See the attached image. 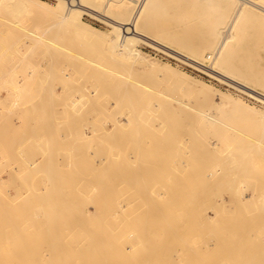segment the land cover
<instances>
[{
    "label": "bare ground",
    "instance_id": "bare-ground-1",
    "mask_svg": "<svg viewBox=\"0 0 264 264\" xmlns=\"http://www.w3.org/2000/svg\"><path fill=\"white\" fill-rule=\"evenodd\" d=\"M88 1L90 0H57V3L55 5H48L40 0H0V37L7 35V33H4L5 28H3V30L1 29L2 27L5 26L6 28H8L7 31L11 30V32H8V37H9L8 39H10L12 36L14 38L17 37V39L13 40V43L14 41L16 43V41L20 39L23 46L21 45V42L20 43L17 42V43L20 44V46L22 47L27 46V45L30 46L31 44H33L34 46V44L36 45V43H34L36 41L47 42L45 41L44 37L48 38L50 41L53 38L50 37L49 35L47 36V34L40 33L36 25L34 27H36L37 29L33 27H29L28 25H30L31 23L28 25L25 24L26 16L31 15L32 17H35L37 12L40 9H42L48 15V18L53 19L52 22L54 20L56 21L57 19L58 24L59 25L61 24L60 26H62L63 24V26L68 30V33H73L72 36L74 35L75 37L79 38L83 43L85 44L91 43L93 45L96 42H100L103 46V51L104 50L107 51L106 54L108 55L105 58H107L108 63L104 64V63H101V61H95V63L93 64L90 62L91 65H94L98 69H101L102 71H104L105 75H107L106 73L108 74L110 73L112 75L114 74L116 75V77H118L117 79L121 80L122 83H128L132 90L137 91V92L135 91L136 93L132 91V93H134L135 96H133L134 94L131 93L134 99L138 97L139 95L138 92L141 90L143 93H147L149 94V96L151 95L153 100L156 101L157 99V102H158V99L159 100L160 98L163 99L162 97H164V94L163 92L160 93L159 91H162V90L164 91V89H166L165 88L166 86H164L165 85L164 83L163 85L164 89H163V86L160 83L161 81V82H166L167 86L170 85V88H174L177 90H181L182 88H187L188 89L187 93H184L182 95H187V97L192 98L193 100L199 99L200 103L198 102L199 105L197 104V107L199 106L201 108V112L198 114V118H202L203 122H205L208 126H210L213 123L215 116L220 111H222L224 115L227 114V117H228V114L231 115L233 111H235L236 109H239V110L241 109L242 111L253 110L251 107L247 105H242L240 100L235 99L229 95L222 96L219 93L218 95H220L219 96L220 99L216 101V103H214L213 93L215 91H213V89L210 88L209 85L190 80V77H189L190 75H188V73L186 72H179L178 70L173 69L172 67L168 65L157 64L154 61H151L145 55H143L139 51V49H137L136 44L139 41H147V39H150V41H152V38L147 34V31H151V32L152 31H156V32L162 31L164 32L163 35L165 36V38L167 37V39H169L170 41H173L180 48L187 49V51H189L193 56L200 55L204 49H209V52H205L204 55L205 57L209 56L212 58V55L214 54L213 55L214 61H213L212 66H213V71H216L215 69H219L217 70L218 74L220 73L222 74V72L220 71L221 68L231 69L230 71H233L236 74H238L240 78L242 77L241 79L248 80V81L250 80L251 82L254 81L253 84H255V82H260L261 84L264 85V75L257 73L256 71L257 65H255L252 60L254 55L257 54L256 47H255L256 43L259 42L262 36V35L258 36L257 31L261 30L259 31V34L260 32H262L261 34L264 33V0H141L140 3H138V0H114L113 1L114 4L111 3L112 0L111 2L109 0L106 2L107 4L105 8V9L109 8V12H106V13L104 12L105 14H102L103 16H99L101 17V19L108 22L110 24L109 26H111L110 31L112 34L109 37L107 34L99 31L96 27L92 25H87L83 23V21L81 20L82 13L84 12L94 13L95 12L94 9H92V7H90L89 4L87 3ZM133 5L135 7L136 6L138 7L135 9L131 18H128L127 20H124V19L121 20L122 18H124L123 16L126 15L127 12L132 11ZM105 11H108V10H105ZM170 12L171 14L169 15ZM110 13L117 14V16H121V17L120 19H116L112 15H110ZM53 16L56 19L51 18ZM127 17H128V14H127ZM163 19H165L168 22L166 25H164L165 23L160 24V20H163ZM26 23H29L28 20ZM171 24L179 25L177 27H180V28L178 30H174ZM60 26L57 25L58 27L57 33H60L59 32ZM14 31L16 33L21 31L20 33L22 34V36L20 35V33L19 35L18 34L14 35L15 33ZM45 32H49V31L47 30ZM49 34L51 35L52 33L49 32ZM155 34H159V33H155ZM56 35L59 36V34H56ZM62 36L65 37L64 35ZM257 36L259 37L258 39H257ZM26 38L29 40L26 41ZM67 38H65V41L69 42L70 38L68 40ZM74 39L75 38H73V40ZM73 40H71L72 42L70 41L69 44L73 45V43H75ZM8 41H11V40H7L6 43H9ZM77 42L79 41L77 40ZM77 42L73 45V48L75 45L78 47L77 44L79 43ZM13 43L11 41V44L15 45V43L14 44ZM48 44L50 45L51 43H48ZM59 44L60 43L57 44V49L65 48L64 52L66 51V53L64 54L66 56L68 54H70L71 56L73 55V57L77 56L76 55L77 53L75 54L73 52L74 50H72L73 48H69L66 42L64 44L65 46L63 44L62 45H59ZM29 46L28 48H31L30 50H32L33 46L31 47ZM83 46L84 47H82V49H80L81 47L80 46L79 50L82 51L85 48V45ZM17 50H21V48L18 49L17 47ZM100 50L102 49L100 48ZM239 50L242 51L244 54L243 56H237L239 57L237 58L235 57L234 54ZM80 52L78 51V53ZM68 57L69 56H67V58ZM67 58H66L65 63L68 65L69 64L68 61L70 60V58L69 60ZM235 58H237L238 60L235 61ZM63 59L65 60V58H62V60ZM259 59H260V56H259ZM208 60L209 58L207 59V61ZM255 60L258 61V59H255ZM74 61H77V60H74ZM78 61L74 62L76 63L74 67L77 66ZM71 64L72 63H70V66ZM85 64L87 63L85 62ZM206 65L208 66V64ZM70 66L68 65L69 68ZM72 67L70 68V70H72ZM74 67L73 69L75 68L77 69V67L75 68ZM89 67H90V64H89ZM210 71H211V68H210ZM74 72L77 73V70L76 71L73 70V72H69V73L76 74ZM87 72L88 71H86V73ZM73 76L76 77L75 75ZM71 77L72 75L70 76V78ZM74 77H73V80L72 78L71 79L69 78L70 81L68 80V82L72 81L76 83L74 81L75 79ZM148 79L150 81L154 80L152 82H155L157 80L162 86V89L155 90L156 86H154L152 82L151 84H149ZM143 80H145V82ZM76 81H78L77 78H76ZM157 83H155V85H159V83L158 84ZM115 84L118 85V83H115ZM258 84L259 83H257V85ZM239 85L240 87L247 88V90L249 89L250 91L251 90L256 91L253 87L249 85H246L243 83L241 84L239 83ZM74 87H77V86H74ZM71 88L73 89V87ZM77 88L78 89H75V90L73 89L74 92L76 91L75 94H77L78 91L82 92L83 90L82 88H84V86L81 89H79V87ZM170 88H169V91L172 92ZM17 89H20V88H17ZM24 89L26 93L28 92V90L32 91L31 88L30 89L28 88V90L26 88H23V90ZM150 89L153 91L152 93L150 92ZM15 91H19V92H16V94L17 93L20 94L19 96H22L24 94L23 96L27 97L24 91H22L23 94L20 92V90H15ZM106 91L109 93L108 89L103 90L104 93ZM13 92L14 91L12 90L11 92L9 91L11 95L14 94ZM35 92L37 93V91ZM114 92H113V95H114ZM69 93L67 92L68 97L69 95H71ZM256 93H259V97L264 102V93L263 94L260 92H256ZM94 94L96 96V100L92 101V98L95 99V97L93 96L90 99V97L86 94V91H85V95L82 96L83 97L82 99L85 100L84 102L90 99L93 103L92 105L94 106L95 105L94 101H97L98 90H94L93 95ZM113 95L112 93L108 94L109 97H112ZM167 96H168V93H167ZM84 97H87V98L89 97V98L87 100ZM27 98H23L21 100V97L19 99L17 97L16 99L18 101L15 100L17 101L16 104L14 102V105H19L18 103H20V108L23 107L21 109L17 107V109H19L20 112L24 110L22 115L20 114L21 117H23L25 113L30 111L29 106L32 105V104L29 105V103H26V102H24V106L21 105L24 99H26L25 101L29 102V98L28 100ZM65 98L70 100V98L66 97V94H65ZM100 98L102 97L100 96L99 99ZM189 98L188 99L186 98L187 101L182 100L186 104L185 105L186 107H190L188 106ZM66 99L64 101V104L66 105L73 104V103H69L68 100L67 102ZM104 101L106 102V100ZM165 101L167 102L168 100H165ZM80 102H82V100ZM169 103H171L170 100H169ZM179 103L181 104L180 101ZM25 104L29 108H27ZM112 104L114 107L116 106L113 102ZM202 104H205L206 107L203 108L204 105L202 106ZM97 105L98 104H96L95 106L98 108L99 105L98 106ZM102 105L103 104H101V106ZM8 106H9V103H8ZM59 106L62 107L61 105ZM12 107H14L13 101H12ZM12 107L10 106L7 109L10 108L9 110H11ZM39 107L41 108V106ZM44 107L41 108V109H45L44 112L47 111V109L50 110V112H52L51 107L50 109L48 108L49 106L48 107L46 106L47 109ZM84 107L86 108V104ZM90 107H91V104H90ZM96 107H93L94 110H96L95 109ZM72 108L73 107H70V109ZM78 108L80 107L78 106ZM93 108L91 107L92 111H89V105H88L87 109L89 112L85 109L86 114L87 112H88V115H91L89 114L91 112H94L95 114L96 111H94ZM116 108L117 106L115 107V109ZM5 109H3V111ZM25 109L28 111L26 112ZM35 109H38V106H36ZM9 110L6 111L5 115L8 114L7 112H9ZM13 110H11L10 112L14 113L15 110L14 111ZM60 110H58V112H61ZM68 111L70 110L69 109L66 110V114H65L67 116L69 115L68 113H71V114H73L72 112L75 113L76 109H74V111L73 110L70 112ZM183 111H181L182 114H183ZM33 112L34 111L31 110V112L27 114L32 116ZM50 112L47 111L46 113H43L42 111V114H40L39 112L37 113L42 115L41 116L42 120H44L43 118L45 117L43 116L44 115L46 116V114H49ZM53 112L52 114L51 113L50 114L53 115L54 114ZM64 112L65 111L63 110V113ZM97 112H99L97 116H99L100 114H103V112L102 113L100 111H97ZM255 112L261 113V111L260 112L255 111ZM0 113H2L0 115L2 116L4 112H2L1 110ZM61 113H58V116ZM184 113L186 114V111ZM9 114H11L12 116V115H16L17 113L15 114L9 113ZM27 114L26 116L25 115L24 116L27 117L28 116ZM20 115L18 116L20 117ZM49 115L46 116L47 119H45L48 122L49 120L52 121V118L55 116V114L54 116L50 115L52 118L48 120ZM80 115H81V118L84 117L82 119L84 120V122H85L86 117H87L86 119L88 120V115H86L85 117L83 116L84 113L82 114V112L80 113ZM241 115L242 114H240L239 116ZM9 116L6 115L4 116L5 118L2 116L0 119V169L1 170L5 169L7 171V174H8L7 176L10 179L9 181H11L13 176H18L21 180V186L27 187L28 189H25L24 191L22 190V195L20 194L19 197H17V200H14L16 198L10 195L13 192H8L5 189L6 188L5 186L8 185L7 184L8 182H5L0 176V264H73L72 263V251H70L66 247V242H65L66 239L76 236L74 233L71 232V230L66 231V228L70 225V222L71 223L78 222L76 227H78L80 231L76 233L81 235V237L77 239L78 240L77 245H78V248L82 249L85 264H264V224L263 222H262L263 227L261 228L262 226L261 221L259 224L258 218L255 217V215L254 217L253 215L249 216L248 215L249 213L247 214L249 217H247L246 215H243V214L234 215L231 212H229L227 217L225 216V218H221L220 217L221 215L220 216L217 215V212L218 213L220 212L219 207L216 206L217 202H215L216 203L215 204V203L210 202L211 200L208 201L210 203L209 204L210 209L213 211V209L216 207L214 209L215 212L214 213L211 212V214L209 215L206 214L204 210L205 208L209 209L208 208L209 205L206 203V201H203V200L196 201V186L194 183H191V184L189 183L192 181L193 178H195V177L192 178L195 172H193V174H190L192 172H188L191 176L190 175L186 176L190 178V181L186 184L182 183L181 185H178L179 181L181 183L183 178L180 177L181 180H179V177L178 179L174 178V176L176 175L173 176L172 174H175V172L172 171L171 173L170 170H169L170 171L169 174L171 176L170 179L171 178L176 179V182H174V185L172 184L173 182H171V184L170 182H168V184L159 183L160 188H157L158 183L153 184L154 181H149L150 183L152 182V184L147 183L148 180H151L154 177L152 176L154 172H155L154 180L157 179V175H158V174L156 175V171H153V170L151 174L149 169L147 168L148 166L146 165L147 167H145V164H148L151 160L149 158V156L151 155L150 151L145 149L147 148V145H148L147 139L141 140L140 137L133 136L131 138L128 137V140H127L124 137L129 136V135H126V136L124 135V136H121V138L120 137L118 138L121 140L123 137L124 139L122 143H119L121 141L117 140L116 135L112 131L111 132L108 131L109 133H107L106 131L104 132L105 135H102L101 133H100L101 135H99V131H100L99 126H102L105 120L102 117L104 121L102 122L101 120V122L103 124L99 123L97 125V122H100V121H96L95 123L93 122L102 115H100L98 118H96L97 117L96 116L94 118L95 120H92V121L90 120L91 122L88 120L90 123V126H88L85 131L82 129L84 132L82 131L81 132L84 135L83 134H82L83 136L80 135L81 140L78 139L79 138L77 137L78 135L75 136L74 133H73L74 135L72 134L73 137L72 136L71 137L73 139L75 137V140H73L72 138H67L68 136L66 137V135H63L64 137L61 136L63 137L61 138L62 140L65 138L64 142L65 140L67 142L68 141L67 139H69V141L67 142V146L65 148V155H64L65 161H61L59 163L54 157V153H52L51 150H53L52 149L53 146L57 145L56 143H60V140H59L60 138H57L58 136L60 137V134H58L57 132L58 136H56L54 134V131L53 133L50 132V129L52 130L55 128L60 129L59 127L54 126L53 124L52 126L55 128L51 127L49 129L48 127L51 126L49 125L47 128L51 134L49 132H46L45 134H43L41 132H44L42 130L46 129V128H43V127H46V125L43 126L44 124L42 125L41 123L40 126H43L41 130L39 127H37L39 126L38 124L37 126L34 124V128L35 126L36 128H39L37 129L38 132L35 134L34 133L35 131L34 132L32 131L34 128H30L29 126L26 125V124L29 125V122H30L29 120L33 116L32 117L29 116L30 117L28 118L29 120L24 117L23 120L22 119L21 120L23 122H26L25 124H23V126H25L24 128L26 129L23 128V130H25L27 133L22 130V132L24 133V136L21 135L22 136L21 137L19 136L20 134L16 135L17 133L16 131L18 129L17 127L19 126H16V128H13V126L11 125L12 127L11 132L9 131L10 130L9 128L11 127L7 129L8 127L7 125L8 123H6L7 120L6 122H4L5 120L3 121L2 118L6 119V118H9ZM60 116L62 117V115ZM35 117L38 118V116H35ZM102 118L100 117V119ZM24 119L27 121H24ZM33 119L35 118L33 117ZM259 119L261 120L262 118H259ZM9 120L10 118L8 119V121ZM58 120L59 122H61V118ZM63 122H66V121H63ZM9 123H12V122L9 121ZM87 123L88 122L86 121V124H85L86 126H87ZM91 124H94V125H91ZM95 125H97V127ZM103 126L106 127V125H103ZM115 126L116 125L114 124V127ZM27 127L30 130L32 129L30 132L31 133L33 132L34 135H38V133H40L42 136L43 134L44 136L39 138L42 141L44 140L43 138L45 137L46 139L45 142L49 143L50 141H55L56 139L58 140V142L55 141L56 143H54V145H52L53 142H51L50 143L51 146L48 143L43 145L44 142L42 141L40 142L38 140V136H34L35 146L31 147L32 146L31 145L30 146L31 148H28L29 152H26V153L22 152V151H25V150H22L25 147L24 145L29 146L30 141L31 140L33 141V138L31 136L30 137L32 139L29 136L27 137L29 140L28 143L26 142L27 139H25L26 141H24L23 137H26L25 135L30 134ZM98 127H99V130H98ZM233 128L236 129L235 127ZM239 128H242V127H239ZM257 128H261V127L257 126ZM5 130H7L6 133H5ZM60 130H64V129H60ZM257 131L259 132V129H255V131L251 130L252 134L256 137H257L256 134H258ZM261 131L264 132V130H261ZM20 132L21 131H19L18 133ZM237 132H238L237 133L238 135H242L243 132H244V135L246 133L245 129L244 130L240 129ZM255 132L257 133L254 134ZM33 133L30 135H33ZM47 133H49L50 136L54 135L53 138H56V139L53 140L49 138L48 135L45 136ZM76 134H78V132ZM106 135L108 137H115V138H113L114 140L110 138L114 142L111 141L110 143L109 142L110 140H106L107 142H104L106 143V145L108 142L110 143L109 145H107L108 147L107 146L105 147V145H103L106 149L104 150L103 149L104 147L101 145L103 144V141H102L103 139L101 136H106ZM258 135H260V133ZM250 136L248 137L247 135H245L244 138L245 139L247 138V140H249ZM262 136L260 135V137ZM20 137L21 139H23L24 142H21L20 140H18L20 139ZM260 137L258 136L257 137L258 139L257 138L253 140L250 139L249 141L251 143L247 142L248 145L245 144L246 145L245 147H247V150H245V155L254 153L255 151L253 149L254 147L257 150H259L257 152L255 151L256 153L264 155L263 152L260 153V151L264 150V141L261 140L264 137L262 138ZM105 139H109V138L105 137ZM37 140L38 142H40L39 144H37L38 143ZM139 141L140 142L142 141L140 144L144 142L143 143L144 145H139L138 144ZM181 141L182 143L186 145V141H183V139ZM181 141H176L177 143L179 142L178 146ZM25 142L26 144H24ZM123 142H126V144H123ZM182 143L180 145H183ZM189 144L186 146H183V148L186 147L188 149ZM251 145L253 147H250L251 149L249 150V146ZM149 146L151 145H148V147ZM61 147H63V145ZM229 147L231 148V145ZM32 148L34 149L39 148L40 150L39 152L37 151V149L36 151L35 150L31 151ZM56 148H59V147L57 146ZM83 148L85 150H82ZM184 149H182V152ZM189 150L190 149H188L187 151L189 152ZM251 150L252 151L254 150V151L249 152ZM187 151L184 153L186 154ZM229 151L232 152L234 150L229 149L227 151L228 154H229ZM177 152L180 153L181 151L177 150ZM179 153L177 154L178 156L176 157H179ZM184 153H182V155H185ZM248 155L247 157L245 156L247 160L245 158L243 159L241 158L240 161L238 160L239 162H241L242 160L248 161L246 163L241 162V165L238 164V166L239 165L241 166V167L239 166L241 169L242 167H245L243 166V164L245 165L248 164L249 168L251 167L250 163L252 161H250V159L252 158H250V156L248 157ZM257 155H253V157L255 156L258 158L259 155L258 156ZM199 156L201 157V155ZM125 157L127 161L125 160ZM139 159L141 160L140 164L145 163L142 166H144V168H147V169H144V171H146V177L144 178V180H146V184L144 187H142L145 190L144 192H142L144 194V202L143 203L140 202L141 200L139 201L140 203L138 202V205H139L138 208L140 210H142L143 205H144V209L142 210V215L138 214L139 212L135 213V211L131 209H128V210L120 209L117 205H115L117 203V197L111 196L109 192L103 191V192H100L98 195L86 192L85 194L78 195L70 189L71 183L72 182L75 183L76 178H77L76 176L71 175V171L72 170L76 171V169H84L88 171L89 173L93 172L91 173V175L87 174L86 176H84V184L86 185H89L92 182L98 183L101 180H106L107 182L113 181L116 184H120L122 182V184L125 183L127 186H130L132 185L130 181L124 178L122 174L118 172L121 170L133 168L134 167L133 165L135 163L137 164L139 162ZM166 159H167L166 161L169 162L168 157H166ZM178 159L180 160L179 162H181V159L180 158ZM228 159L231 160L232 165L234 164V168L232 169L231 167V170L229 171L231 172L232 170L236 169L232 171L233 176L234 174H236L235 177L240 176V179H241V176H242V178H245V175L248 174L247 173V171L249 170L248 166L243 168V170H246V172L243 171L245 172V175H243V172L240 173L239 171L241 170L238 168V166H236L237 163H239L237 159H235L237 163L236 162L233 163L232 161L233 158H226V160ZM124 160L127 163H129L128 166L124 165V162H125ZM176 161L177 160H175L174 162ZM11 162L17 163V166L16 165L14 166L16 168H13L11 166L12 164ZM126 162L125 164H127ZM259 162H258L259 165L257 164H254V165H257L259 167L262 164V160ZM173 164L170 167L168 166V168L172 169L174 167L175 169H178L176 168V167H179V165L176 166L178 162L175 163L176 167L173 166ZM180 165H181L180 167V170H181L183 168L182 166H184L185 163L184 165L183 164H180ZM262 165L261 166L263 168L260 166L259 169L261 168L262 170H264V164ZM135 166H138V165H135ZM258 167L257 169L253 168L255 171L251 169L253 173H256V170L259 171ZM237 170L238 172L236 173ZM157 171H160V170H157ZM161 171H164V169H162ZM161 171L159 173H161ZM109 172L112 175L110 177H112L113 179H110V180L108 179ZM210 173L214 174V169L213 170L211 169ZM238 173L239 175H237ZM181 174L179 175L183 176ZM232 174L231 173L230 175L226 174L220 180L221 181L224 180L223 178H226L227 176V178H231V179L234 178V181H236L237 177L236 178L233 177ZM258 174H261V170L259 171ZM203 175H205V172L203 173ZM251 175L254 176V174L252 173ZM163 176L165 175L162 174L161 176H159V179H157V181L164 182L163 178L165 177ZM206 176L209 178V172L206 174ZM262 177L264 178L263 173H262ZM248 178L249 177H247L246 179L247 182H249V180L252 181V179H254V178H250L248 180ZM258 178L259 176L257 175V179ZM263 178L262 179L259 178L260 181H257V182L262 181L260 186L264 182ZM167 179L169 180V177H167ZM240 179L238 181L240 182L238 183V185L242 183L241 181L243 179H241V181ZM141 180H143V178H141ZM227 181L225 180V182ZM231 181H233V179ZM257 182H256V185H259V183ZM140 183L142 185V182ZM35 185L44 186L45 191L37 192L36 188H33L35 187ZM89 186H92V185H89ZM18 202H22L21 206L17 204ZM127 202L129 204H132L131 196L130 198H128ZM84 203H92L94 205L92 207V211L84 216L82 213H79V217L75 218L73 213H74L76 205L84 204ZM205 206H208V207H205ZM212 207L214 208L212 209ZM217 208L218 210H216ZM221 213L222 212H220L219 214ZM230 213L232 215H229ZM110 220H113V221H110ZM149 226L153 228V230H155L153 235L142 234V231L144 229L146 230L147 227ZM42 235H44L45 243L47 245L46 247L42 246V242H43V241L41 242ZM208 239L209 241L207 245ZM222 245H223V250H224L223 252H221ZM16 254L17 256H15Z\"/></svg>",
    "mask_w": 264,
    "mask_h": 264
},
{
    "label": "rangeland",
    "instance_id": "rangeland-1",
    "mask_svg": "<svg viewBox=\"0 0 264 264\" xmlns=\"http://www.w3.org/2000/svg\"><path fill=\"white\" fill-rule=\"evenodd\" d=\"M40 1H43L44 3H46L48 5H55L57 3V0H40ZM107 1H109V0H90V1H88L87 3L89 4L90 7H92V9H94L95 12L94 13H88V12L82 13L81 20L83 21V23H85L87 25H92V26L96 27L99 31H101L102 33L107 34L108 37H109L112 34L111 31H110L111 30V26H109L110 24L108 22H106L105 20L101 19V17H99V16H103L102 14H105L106 12H109V8L105 9ZM113 1L114 0H112V2H111V0H110V2L112 4H114ZM140 2H141V0H138V3H140ZM133 6H132V11L127 12L128 17H127V14H126V15L123 16L124 18H122L121 20H123V19L127 20L128 18H131V16L133 15L135 9L138 7V6H136V7L135 6L133 7ZM105 10H108V11H105ZM99 14H101V15H99ZM107 14H109V13H107ZM170 14H171V12L169 13V15ZM110 15H112L116 19H120V17H121V16H117V14H114V13L113 14L110 13ZM25 18H26L25 19V24L28 25V24L31 23L28 26L29 27H33V28H36V27H34L36 25L37 28L39 29L40 33L47 34V36L49 35L53 39H51L49 41L48 38H45L44 36H42V37H44L45 41H47V42L36 41V42H34V43H36V45L34 44V46H33V44H31L30 46L27 45V46H24V47H22L23 44H22L21 40L18 39L16 41V43L17 42H19V43L21 42L22 46H20V44H18V43L16 45V43L14 41V43L18 47V49L21 48V50H17V47L15 45L11 44V41L13 43V40L17 39V37L14 38L12 36L10 39H8L9 38L8 37V32H11V30L7 31L8 28H6L5 26L1 28L2 30H3V28H5L4 29L5 30L4 33H7V35H5V34L4 35L7 36V37H5V36H1L0 37V105H1L0 106L1 107L0 108V112H1V110H2V112H4L3 115H2L3 117L6 116V115L7 116L10 115L9 116V118H10L9 121L12 122V123H9V121H8L9 118L4 119L5 118L4 117L2 119H3V121L5 120L4 122H6V120H7V122H6V123H8L7 124L8 125L7 129L9 127H11V125L13 126V128H16V126H19V127H17L18 129L16 131L17 132L16 135L20 134L19 136H21V135L24 136V133L22 132V130L25 127V126H23V124H25L26 122H23L22 120L26 116L27 113H29V112H31V110H33L34 112H33L32 116L35 119H33V117L31 115L27 114L28 116L25 117L26 119L32 117L30 120L28 119L30 122L28 121L29 125L26 124L27 126H29L30 128H34V124L36 126L38 124L39 126H37V127H39L41 129L43 126L46 125V127H43V128H46L45 130H47V131L42 130V129L41 130L44 131V132L40 131L41 133L45 134L46 132H49L48 128L50 129L51 127H53L52 125L54 124V126H57L60 129H64L66 132L64 130H60L58 128L53 127L55 129H53V130L50 129V132L53 133V131H54V134L56 136H58L57 132H58V134H60V137L59 136L57 137V138H60L59 139L60 143H56L55 142V141L58 142V140L56 138H53L54 135L50 136L49 135L50 132L47 133L45 136L48 135L49 138H51L53 140L56 139V140L55 141H50L48 143V142H45L46 141L45 137L43 138L44 139L43 141L41 139H39L40 137L44 136L43 134H42V136H41L40 133H38V135H34V133L36 134L38 132L37 129H39V128H36V126H35V128L33 130L31 129L33 132L34 131L35 132L34 133L32 132L33 135H30V134H32L30 132L31 130L28 129V127H27V129L29 130L30 134L29 135H25L26 137H23L24 141H26L25 139H27L26 142L28 143V141H29L28 138H27L28 136L29 137L31 136L33 138V141L32 140L30 141L29 146L24 145L25 147L23 146L24 148L22 150H25V151H22V152H25V153L29 152L28 148H31V147L35 146V144H34V142H35L34 136H38V140L40 142L41 141L44 142L43 145H45L46 143L50 144L51 142H53L52 145H54V143H56L57 145H55V146L56 147L58 146L59 148H56L55 146H53L52 149L54 151L53 150H51V151H52V153H54V157L56 158V160L59 163L61 161H65V156H64L65 155V148L67 146V142L69 141V139H67L68 140L67 142H66V140L64 142L65 138L63 140L61 139V138L64 137L63 135H66V137L68 136L67 138H72L73 137L72 134L74 133L75 136L78 135L77 136V137H79L78 139L81 140L80 135H82L83 134L82 132H84L87 129V127L90 126L89 121L90 120L91 121L95 120L94 118L99 113L97 111L101 112L103 110L102 112H103L104 115L100 114L102 116H100V115L99 116L101 118L103 117L105 122H103L104 121L103 118L100 119L99 116L96 117V118L99 117L98 118L99 120L96 119L93 122V123H95L96 121H100V122H97V125L99 123H101V124L104 123L103 125H106V127H104L103 125L99 126L100 127L99 135H101V134L105 135L104 132L107 131V133H109L108 131H110V132L112 131L116 135L117 140H120L118 138L119 137L121 138V136H124V135L125 136L129 135V136H126L127 138L124 137L127 140H128V137L131 138L133 136L140 137L141 140L142 139H147V142H148L147 144L151 145L149 147L147 145V148H145L148 151H150V153H151V155L149 156V158L151 159L150 162H149L150 164L149 163L145 164V163H142V162H141L142 164H140L141 160L139 159V162H138L139 164L135 163L133 165L134 167L131 166L133 168L126 169V170H121V171L118 172V173L122 174V176L124 178H126V179H128L130 181V183L132 184L130 186H127L125 183L122 184V182L120 184H116L113 181L107 182L106 180H101L98 183L92 182V183L89 184V185H92V186H89V185L84 184V176H86L87 174L91 175V173H93V172L89 173L88 171H86L84 169H76V171L72 170L71 171V175L77 177L76 178V182L75 183L72 182L71 183V187H70V189L74 193H76L78 195H82V194H85L86 192H88V193H91V194L98 195L100 192L106 191V192H109V194L111 196H116L117 197V203L115 205H117L120 209H124V210L125 209H127V210L131 209V210L135 211V213L139 212L138 214L142 215V210L144 209V205H143L142 210H140L138 208L139 207L138 202L140 200H141L140 202H142V203L144 202V194L142 193V192L145 191L142 187H144L145 184H146V180H144V178L146 177V171H144V169L148 168L151 174H152L153 171H156V175L157 174L158 175L160 174L159 176H161L162 174L165 175V176H163V177H165V178H163L164 182L157 181V179H159L158 175H157V179L154 180L155 172H154V174H152V176H154V177L153 178L151 177L152 179L147 181V183H150L149 181H154L153 184H157L158 183L157 184V188H160L159 183L168 184V182H170V184H171V182H173L172 184L174 185V182H176V179H173V178L170 179V177H171L170 174H169L170 171H171V173H172V171L175 172V174H172V175L173 176L176 175L177 177L174 176V178L178 179V177H179V180H181L180 177L183 178L181 183L179 181L178 185H181L182 183H185V184L188 183L190 181V178H188L186 176L190 175V174H193V172H195L193 174L192 178L195 177L196 179L193 178L194 181L192 179V181L189 182V183L190 184L194 183L195 186H196V201L197 200L198 201L199 200H201V201L203 200V201H206V203L208 205L210 204L208 202L210 200H211L210 202H212V203L217 202V204L216 203L215 204H216V206L219 207V209H220L219 211L222 212L221 214H219L220 212L219 213L217 212V215H219V216L221 215L220 216L221 218H225V216L227 217L229 212H231L234 215L243 214V215H246L247 217H249L250 215L251 216L253 215V217H254V215H255V217L258 218L259 224H260V221H261V225H262V222L264 224V187H263L264 182H263V184L261 186H260V184L262 183V181L261 182H257V181H260L259 178H261V179L263 178L262 177V173H263V176H264V170H262L261 168L259 169V167L262 164H264L263 163L264 162V160H263L264 158H262V157H264V155L256 153L259 150H257L255 147L253 149L256 152L253 150L254 153H252V154L253 155H257L258 154L259 155L258 158L255 157V156L253 157L252 154H249V155L246 154L245 155V150H247V147H245V146L248 145L247 142H250L249 141L250 139L253 140V139L257 138L258 136L260 137V135L261 136L264 135V132L261 131V130H264V102L259 97V93H256V92H260L262 94L264 93V85L263 84H261L260 82H255V84H253L254 81L251 82L250 80L248 81V80L241 79L242 77L240 78L238 76V74H236L233 71H230L231 69L221 68L220 71L222 72V74L221 73L218 74L217 70H219V69H215L216 71H213L212 64H213V61H214L213 60V58H214L213 55L214 54L212 55V58L210 57L211 59L209 58V56L205 57V55H204L205 52H209V49H204L202 51V53H201L202 55L201 54L200 55H194L195 56L194 57L189 51H187V49L180 48L173 41H170L169 39H167V37L165 38V36L163 35L164 32H162V31H158V32H156V31H152V32L151 31H147V34L152 38V41H150V39H147V41H139L136 44V47L148 59H150L151 61H154L157 64L168 65V66L172 67L173 69L178 70L179 72H186V73H188V75H190L189 77H190V80H192V81H196L198 83H204V84L209 85V87L212 88L213 91H215L214 93L212 91V93L214 94V96L212 95L214 97L213 98V102L214 103H216V101H218L220 99V97H219L220 95H218V93H219L222 96L223 95H229V96H231V97H233L235 99H238V100L241 101L242 105H247V106H249V107H251L253 109L251 111L250 110L249 111H247V110L246 111H242L241 109L240 110L236 109L235 111H233V113L231 115L228 114V117H227V114L224 115L223 112L220 111L215 116V119H214L213 123L210 126H208L205 122H203L202 118H198V114L201 112V108L199 106L197 107V104L199 105V103H200L199 101L200 100L199 99H194L195 100L194 101L192 98L187 97V95H182L184 93H187V91H188L187 88H182L181 90H177V89H174V88H170V85L167 86L166 82H161L160 81L162 86L165 83L164 86H166L165 87L166 89H164V86H163L164 91L163 90L159 91L160 93L163 92V94H164V97H162L163 99H161V98H160V100L158 99V102L160 101L159 103L157 102V99H156V101L153 100L151 95L149 96V94L143 93L142 90L138 92V94L140 96L138 95V97L136 96L137 98L135 97L136 99H134L133 96H135V94L132 93V91L135 92L136 90H132L128 83H122L121 80L117 79L118 77H116V75H114V74L112 75L110 73L109 74L106 73L107 75H105L104 71H102L101 69H98L94 65H91V63L93 64V63H95V61H101V63H104V64L108 63L107 58H105L108 55V54H106L107 51L106 50L103 51V46H102V44L100 42L94 43L95 45L94 44L92 45L91 43H86V44L83 43L79 38L75 37L74 35L72 36L73 33H68V30L63 26V24H62V26H60L61 24L60 25L58 24V22H57L58 20L54 16L51 17V18H55L56 19V21L55 20L53 21L56 24L53 23L52 22L53 19L48 18V15L42 9H40L37 12L35 17H32L30 15V16H26ZM27 20H28L29 23H26ZM167 23L168 22L165 19L160 20V24L166 25ZM57 25L60 26V31H59L60 33H57V28H58ZM46 26H47V28H46ZM171 26L173 27L174 30H178L180 28V27H177L179 25L171 24ZM47 30L49 32H51L52 34L50 35L49 32H45ZM259 31H261V30H259ZM259 31H257L258 36L262 35L261 36L262 39L260 38L259 42L256 43L255 47H256L257 54L254 55L252 60H253L254 64L257 65L256 66L257 73L261 74V75H264V49H263L264 48V33L261 34L262 32H260V34H259ZM14 32H12V33H14ZM20 32L21 31H19L17 33L15 32L14 35L15 34L19 35ZM155 33H159V34H155ZM56 34H59L60 37L57 36ZM20 35L22 36L21 33H20ZM62 35H64L65 37H63ZM258 36H257V39L259 38ZM72 37L75 38L76 41H75V39L73 40ZM65 38H67V40L70 38L69 40L70 41L73 40L75 43L78 40L79 41V42H77V43H79V44H77L78 47L75 45L74 48H73V45L75 43H73V45H71V44H69L70 41L69 42L65 41ZM5 39H6V41L7 40H11V41H8L9 43H6ZM153 39H154V41L155 40L156 41L154 42ZM28 40L29 39L26 38V41H28ZM65 42H66V44H68L67 46L69 48H73L72 50H74L73 52L75 54L77 53L76 54L77 56L73 57V55L71 56L70 54L67 53L68 54L67 56H69L67 58V56L64 54V53H66V51L64 52L65 48L64 49L63 48L57 49V44L58 43H60L59 45H62V44L64 45ZM48 43H51V44L49 45ZM1 44H3V45H1ZM8 44H9V46H8ZM40 45H41V47H40ZM83 45H85V48L82 51L79 50L80 46H81L80 49H82V47H84ZM28 46L29 47L33 46L32 50H30L31 48H28ZM96 46H98V47H96ZM25 47H27V48H25ZM76 48H77V50H76ZM100 48L102 50H100ZM10 49H12V50H10ZM13 49L15 51L17 50L18 52L17 51L15 52ZM78 51L79 52L81 51V52L78 53ZM243 54L244 53L239 50L234 55H235V57H237V56H243ZM60 56L62 58H65V60L63 59L64 60L63 61ZM100 56H101V58H100ZM259 56H260V59H259ZM72 57H73V59L76 58L74 60H77V61L79 60L80 61V62L78 61L77 66H75V67H77V69L74 67V65H76V63H74V62H77V61H74L72 59ZM66 58L68 60L70 58V60H71V62H70V60L68 61L69 62L68 65L69 66H70V63H72L70 68L73 65V67L75 69H73V67H72V70H70L68 65L65 63ZM208 58H209V60L207 61ZM237 58H239V57H237ZM237 58H235V61L238 60ZM255 59H258V61L255 60ZM82 60H83V62H82ZM85 62L88 65L85 64ZM89 64H90V67H89ZM206 64H208V66ZM85 65H87V66H85ZM209 66L211 68V71H210ZM87 69H89V70H87ZM73 70L74 71L77 70V73L76 72H74L76 74L69 73V72H73ZM83 70H84V72H83ZM86 71H88V72L86 73ZM227 71H229V72H227ZM70 74L72 75V77H71L72 80H73V77H74L73 75L76 76V77H74L75 78L74 81L77 84L72 82V81L68 82V80L70 81V79H71L70 78V76H71ZM76 78H77L78 81H76ZM145 80H143V81L145 82ZM152 81H154V80H151V81L149 80L148 83L151 84ZM157 82L158 81L156 80L155 82H152V84L154 86H156L155 90H161L162 86L160 85L159 82H158L159 85H155V83H157ZM115 83H118V85L115 84ZM239 83L240 84L243 83V84L249 85V86L253 87L256 91H252V90L250 91L249 89L247 90V88H245V87H240ZM257 83H259L261 85H259V84L257 85ZM74 86L79 87V89H81L83 86H84V88H82L83 89L82 92L77 90L78 93L75 94L76 91L74 92L73 89L75 90V89H78V88L74 87ZM71 87H73V89ZM9 88H10V90H9ZM17 88H20V89H17ZM23 88H26L27 90H28V88L29 89L31 88L32 91L28 90V92L29 91L30 92L26 93L25 89L23 90ZM169 88L172 90V92L169 91ZM105 89L106 90L108 89L109 93H112V95H113V92L115 91L114 95L112 97H109L110 95L108 96L109 93L107 91L105 93L103 92V90H105ZM11 90L14 91L13 92L14 94H16V92H19V91H15V90H20V92L22 94H23L22 91L25 92V94L29 98V102L25 101L26 99H24V101H22L23 103L21 105L24 106V102L29 103V105L32 104L31 106H32L33 109L31 108V106L28 105L30 107L29 108L25 104V106L27 108H29L30 111L25 109V111L26 112L28 111V112L25 113L24 114L25 116L23 115V117H21V115H22L24 110H22L21 112L19 111V109H21L23 107L20 108V103H18L19 105H14V102L16 104V102L18 101L16 99L17 97H18V99L21 97V100L23 98H27V97H24L23 96L24 94H23L22 95L23 98H22V96H19L20 95L19 93L16 94L17 96L14 95V94H12L13 95L12 96L11 93H9V91L11 92ZM94 90H98L97 101H94V103H95V105L96 104L99 105V107H98L99 109L95 105L94 106L92 105L93 104L92 101L96 100L95 94L93 95V91ZM35 91H37V93ZM69 91H70V93H69ZM85 91H86V94L90 97V99L93 96L95 97V99L92 98V101H91L90 99L88 100L89 97L88 98L84 97L85 99H87L89 101V102L86 101L87 103L84 102L85 100L82 99L83 98L82 96L85 95ZM166 91L168 93V96H167ZM67 92L69 94H71V95H69V97L67 95ZM150 92L152 93L153 91L150 89ZM30 93H31V95H30ZM131 93L134 94V95L132 96ZM8 94H10V95H8ZM65 94H66L67 98H70V100L65 98ZM100 96L102 98L99 99ZM28 98H27V100H28ZM34 98H36V99H34ZM64 98L66 99V101L68 100L69 103H73L72 104L73 106L68 104V103H67L68 105L64 104V101H65ZM186 98L187 99L189 98L188 106H190V107H186L185 106L186 104L182 101V100L187 101ZM80 99L82 100V102H80L81 101ZM164 99L168 100V101L166 102ZM15 100H17V101H15ZM21 100H19V101H21ZM104 100H106V102ZM169 100H170L171 103H169ZM12 101H13V106L15 108L12 107ZM73 101L75 103L77 102L76 103L77 105ZM179 101L181 102V104L179 103ZM61 102H63V103H61ZM112 102L117 106L116 109H115L116 106L114 107ZM8 103H9V106H8ZM80 103H82L84 106L86 104V108ZM87 104L89 105V111H92L91 107L92 108L96 107L95 108L96 110H94V108H93V110L96 111V113H97V114L95 113L96 116H95L94 112L89 113V114L92 115L93 118L91 117V115H88L89 111L87 109V106H88ZM90 104H91V107H90ZM101 104H103V105L101 106ZM45 105L47 107L49 106L48 107L49 109L51 107L53 109V110L51 109L52 112L55 111V112H53L55 114V116H54V114L51 115L52 112H50V110H48ZM59 105H61L62 107H60ZM104 105H105V107H104ZM203 105H204L203 108H205L206 107L205 104H202V106ZM10 106L12 107L11 110H13V109L15 110V111L13 110L14 113L10 112L11 111V110H9L10 108L7 109ZM36 106H38V109H35ZM39 106H41V108H43L45 106L44 108H46L47 111L51 113V114L50 113L49 114L51 116H54L52 118L49 114H46V116L49 115L48 120L52 118V121L49 120V122H48L47 120H45V119H47L45 115L43 116V117H45V118H43L44 120H42V117H41L42 115H40V114H42V111H43V113H46L47 111L44 112L45 109H41ZM67 106H69V107H67ZM78 106L80 108H78ZM179 106H180V108H179ZM17 107L19 109H17ZM70 107H73V108L70 109ZM81 107H82V109H81ZM5 108L7 110H9V112H7L8 114H6V115H5V113H6L7 110ZM103 108H105V109H103ZM182 108H183V110L184 109L185 110L183 111ZM3 109H5L6 111L5 110L3 111ZM68 109L70 111H72V110L74 111V109H76V112L77 111L79 112L80 109L81 110H80L79 114L77 112L78 115L76 114V112L75 113L72 112L73 114L68 113L69 115L67 116L65 114H66V110H68ZM85 109L88 111L87 114L85 112ZM39 110H41V111H39ZM56 110H57V112H56ZM58 110H60L62 113L58 112ZM63 110L65 111L64 113H63ZM35 111L39 112L40 114H38ZM70 111H68V112H70ZM113 111L114 112L116 111L117 113L115 112V114H114ZM181 111H183V114L181 113ZM185 111H186V114L184 113ZM255 111H259V112L261 111V113H257ZM81 112H82V114L84 113L83 116H85V117H86V115H88V120L89 121L86 119L87 117L85 118V122H84V120H82L84 117L82 116L83 118H81V115H80ZM9 113H12V114L17 113V114L11 116V114H9ZM58 113H61L60 115H62V117L60 115L58 116ZM105 113H106V115H105ZM1 114L2 113H0V115ZM240 114H242V115L239 116ZM18 115H20L21 118ZM2 116H0V119H1ZM35 116H38V118H36ZM222 116H224L225 119ZM57 118L58 119L61 118V122H59V120ZM64 118H66V119H64ZM259 118H262V119L260 120ZM101 120H102L103 123L101 122ZM24 121H27V120L24 119ZM35 121H36V123H35ZM63 121H66V122H63ZM86 121L88 122L87 126L85 125ZM41 123H42V125L43 124L44 125L40 126ZM15 124H17V125H15ZM114 124L116 125L115 127H114ZM49 125H51V126L48 127ZM91 125H94V124H91ZM97 125H95V126L97 127ZM20 126H22V127H20ZM238 126L242 127V128H239ZM257 126H259L261 128H257ZM99 127H98V130H99ZM233 127H235L236 129H234ZM20 128H22V129H20ZM9 129H10L9 131L11 132L12 127L9 128ZM24 129H26V128H24ZM56 129H58V130H56ZM240 129H243V130L245 129V131H246L245 135H247L248 137L251 135L249 140H247V138L246 139L244 138L245 137L244 132L242 133L243 136L237 134L238 133L237 131L240 130ZM255 129H259V132L258 131L257 132H258V134L260 133V135L256 134L257 132L254 133V134L257 135V137L254 136L252 134V132H251V130L255 131ZM18 130L21 131L22 133L21 132L18 133L19 132ZM249 130H250V132H249ZM6 131L7 130H5V133H6ZM23 131L26 132L25 130H23ZM77 132H78V134H76ZM114 134H113V136H114ZM111 135H112V133H111ZM19 136H18V138H19ZM61 136H63V137H61ZM21 137L18 140H20L21 142H24L23 139H21ZM101 137L103 139L102 140L103 144H101V145L102 146L105 145V147L111 143L113 138H115V137H108L107 135L106 136H101ZM105 137L109 138V139H105ZM262 137H264V136H262ZM262 137H260V138H262ZM110 138H112V139H110ZM181 138L183 139V141H186V145H188L190 143L189 147L187 146L188 149H190L189 152L187 151L188 149L186 147H184V148L187 149V150H185L183 148V146H186V145L184 143H182V141H181L182 139ZM179 139H181V140H179ZM38 140H37V142H38ZM73 140H75V137H74ZM106 140H110L109 141L110 143L108 142L107 145H106V143H104V142H107ZM123 140L124 139L122 137V139L120 140L121 142H119V143H122ZM261 140L264 141V138L261 139ZM176 141H181L180 144L182 143L183 145L179 144V146H178L179 142L177 143ZM26 142L24 144H26ZM40 142H38L37 144H39ZM112 142H114V141H112ZM126 142H123V144H126ZM141 142L139 141L138 144L139 145H144L143 144L144 142L142 144H140ZM62 145H63V147H61ZM230 145H231V148L229 147ZM232 145H233V147H232ZM46 146H48V145H46ZM50 146H51V144H50ZM105 147L103 148L104 150H106ZM250 147H253V146L252 145L249 146V150L251 149ZM34 148H32L31 151H33V150L36 151L37 148L36 149H34ZM182 149H184L183 152H182ZM229 149L234 150L232 152L229 151V154H231V155H229L228 152H227ZM39 150L40 149L38 148L37 151L39 152ZM82 150H85V149L83 148ZM177 150H180L181 152L179 153V152H177ZM186 151H187L188 154L184 153ZM253 151L251 150L249 152H253ZM167 152H168V154H167ZM262 152L264 154V150L260 151V153H262ZM178 153H179V157H176V156H178L177 155ZM182 153H184L185 155H182ZM199 155H201V157ZM232 155H233V157H232ZM247 155H248V157L250 156V158H252V159H250V161H252V162L251 163L249 162V163H250L251 167L254 166L253 168H255L257 165H259V163H260L259 161L262 160V164L259 167L257 166L259 171L261 170V174H258L259 171H257V170H256L257 174L253 173V171H255L253 168H251V167L249 168L248 164L247 165L243 164V166H245V167L248 166V169L250 170L249 171L247 169L248 170L247 171L248 174H246L247 176L245 175L246 170H243V168H245V167H242V169H241L240 165H241V162L242 163L243 162H245V163L248 162V161H246L247 158H245V156L247 157ZM228 156H230V157H228ZM126 157H125V160H126ZM166 157H168V161L169 162L166 161L167 160ZM178 158L181 159L182 163L179 162L180 160ZM226 158H233L232 159L233 163L234 162L237 163V161L238 160L240 161L241 158L242 159L243 158L246 159V160H242L241 162L238 161L239 163H237V165H236V166H238V164H240L239 165L240 167L238 166V168L241 170V171H239L240 173L245 171V172H243V175H245V178H242V176H241V179H243L242 181L240 179V176H238L239 178L236 176L238 178V180L235 177L236 174H234V176H233L232 171H234L236 169L232 170L231 172L229 171V170H231V167H232V169L234 168V164L232 165L231 160H229V159L226 160ZM253 158H254V160H253ZM235 159H237V161H235ZM257 159H259V160H257ZM175 160H177V161L174 162ZM227 161H228V163H227ZM125 162H124V165L128 166L129 163L126 162L127 164H125ZM177 162H178V164L176 165L175 163H177ZM13 163H14V165H13ZM13 163L11 164V166L13 168H16L14 166L15 165L17 166V163L16 162H13ZM171 163L172 164L174 163L173 166H175V165L178 166L179 165V167L175 166L178 169H175L174 167L172 168L173 170L169 169L168 166L170 167L172 165ZM184 163H185V165H184ZM144 164H145V167H147V166L148 167L144 168V166H142ZM180 164H183L185 166V167L182 166L183 168L181 170H180V167H181ZM254 164H257V165H254ZM135 165H138V166H135ZM139 165H141V166H139ZM127 166H126V168H127ZM6 167H7V165H6ZM64 167H66V166H64ZM257 167L255 169H257ZM152 168H154V169H152ZM161 168L164 169V171H161L162 170ZM211 169L212 170L214 169V174L210 173ZM251 169H253V171ZM157 170H160L161 173H159L160 171H157ZM238 170L236 171V173L238 172ZM188 172H192V173L189 174ZM204 172H205V175H203ZM208 172H209V178L206 176V174ZM230 173L232 174L233 177L236 178V181H234V178H232L233 181H231L232 179L231 178H227V176H226L227 179L223 178L224 180H222V181L220 180L226 174L230 175ZM233 173H235V172H233ZM251 173L254 174V176L251 175ZM179 174H181L183 176H180ZM195 174H197V175H195ZM7 175L8 174H7V171L5 169L4 170L0 169L1 178L5 182H8L7 183L8 185L5 186L6 187L5 189L8 192H13L10 195L14 196L16 198L14 200H17V197H19L20 194L22 195V190L24 191L25 189H28V188L21 186V180H20V178L18 176H13L11 181H9L10 179H9V177ZM166 175H167V177H169V180L167 179ZM237 175H239V173ZM257 175L259 176L258 179H257ZM110 176H112V175L109 172L108 179L109 180L113 179ZM228 177H230V176H228ZM247 177H249L248 180L250 178H254V179H252V181L249 180V182H247L246 181ZM141 178H143L144 181L141 180ZM239 179L242 182L241 184H243V183H245V184H243V185L239 184L238 185V183H240V182H238ZM225 180L226 181L228 180V181L225 182ZM140 182H142V185H141ZM251 182H253L254 184L251 183ZM256 182L259 183V185H256ZM150 184H152V182ZM175 184H177V183H175ZM33 188H36L37 192L45 191V187L42 186V185H35V187H33ZM130 196L132 197V204H129L127 202L128 198H130ZM21 203L22 202H18L17 204L19 206H21ZM93 206L94 205L92 203H84V204L76 205L74 213H73L74 217L78 218L79 217V213H82L83 216L88 214L89 212L92 211V207ZM213 206H215V205H213ZM205 207H208V206H205ZM208 208L209 209L205 208V210H204L206 212V214L209 215V214H211V212L212 213L215 212L214 209L216 207L215 208L212 207V209L214 208L213 211L210 209V205H209ZM216 210H218V208ZM231 213L229 215H232ZM110 221H113V220H110ZM222 221H224V220H222ZM77 224H78V222L77 223H73V222L71 223L70 222V225L66 228V231L67 230H71V232L74 233L76 236L66 239L65 242H66V247L70 251H72V263L73 264H85V261H84V258H83L84 256H83V253H82V249L78 248V245H77V243H78L77 239H79L81 237V235L77 234L78 231H80V229L78 227H76ZM220 226H222V225H220ZM262 227H263V225L261 226V228ZM154 231L155 230H153V228H151L149 226V227H147L146 230L144 229L142 231V234L153 235ZM208 241H209V239L207 240V245H208ZM41 242H42V246H44V247L47 246L46 243H45L44 235H42ZM223 251L224 250H223V245H222V251L221 252H223ZM15 256H17V254Z\"/></svg>",
    "mask_w": 264,
    "mask_h": 264
},
{
    "label": "built area",
    "instance_id": "built-area-1",
    "mask_svg": "<svg viewBox=\"0 0 264 264\" xmlns=\"http://www.w3.org/2000/svg\"><path fill=\"white\" fill-rule=\"evenodd\" d=\"M210 58V57H209Z\"/></svg>",
    "mask_w": 264,
    "mask_h": 264
}]
</instances>
